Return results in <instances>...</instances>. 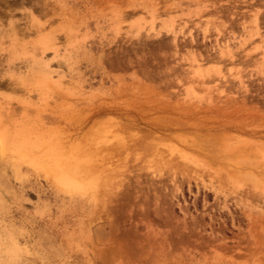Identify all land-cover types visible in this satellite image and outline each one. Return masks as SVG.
I'll return each instance as SVG.
<instances>
[{
	"label": "rangeland",
	"instance_id": "1",
	"mask_svg": "<svg viewBox=\"0 0 264 264\" xmlns=\"http://www.w3.org/2000/svg\"><path fill=\"white\" fill-rule=\"evenodd\" d=\"M0 264H264V0H0Z\"/></svg>",
	"mask_w": 264,
	"mask_h": 264
},
{
	"label": "bare ground",
	"instance_id": "2",
	"mask_svg": "<svg viewBox=\"0 0 264 264\" xmlns=\"http://www.w3.org/2000/svg\"><path fill=\"white\" fill-rule=\"evenodd\" d=\"M73 170V169H72ZM71 171V170H70ZM75 172V171H74ZM68 173H70V172H68ZM72 173V172H71ZM75 174V173H74ZM73 174V175H74ZM68 175V174H67ZM69 176V175H68ZM68 176H66L65 174H64V176H62V182H64V183H66V184H70V183H73V181H71V179L68 177ZM75 176V175H74ZM71 177V176H70ZM72 178V177H71ZM73 180V179H72ZM77 180V182H78V179H76ZM74 182H76V181H74ZM76 182V183H77ZM76 183H75V185H76Z\"/></svg>",
	"mask_w": 264,
	"mask_h": 264
}]
</instances>
